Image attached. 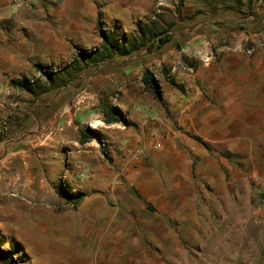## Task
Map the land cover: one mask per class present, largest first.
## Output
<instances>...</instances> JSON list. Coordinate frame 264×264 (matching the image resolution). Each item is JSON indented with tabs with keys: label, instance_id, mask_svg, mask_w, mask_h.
<instances>
[{
	"label": "crops",
	"instance_id": "1",
	"mask_svg": "<svg viewBox=\"0 0 264 264\" xmlns=\"http://www.w3.org/2000/svg\"><path fill=\"white\" fill-rule=\"evenodd\" d=\"M174 22L177 29L169 30L171 36L161 46L147 51L146 42L130 55H113L96 64L79 85L72 81L37 97L42 100L36 105V117L32 116L37 128L23 140L32 146L31 137L44 131L36 154L19 147L0 156L3 248L18 244L31 259L46 244L49 256L36 260L49 261L59 259L63 247L74 246L78 235L91 253L97 252V236L117 222L121 230H155L160 222L167 226L178 196L174 181L180 174L188 179L179 163L185 165L184 153L198 148L192 138L234 152L242 141L249 142L248 134L264 130V94L257 93L264 87V26L259 23L244 31L233 30L230 23L217 28L207 19ZM141 25L133 21L120 31L137 35ZM180 61L192 67L187 79L177 67ZM162 67L170 68L169 78H159L160 96L155 98L144 88L141 76L145 70L162 76ZM185 87L192 95L186 104L180 94ZM100 101L119 109L125 121L104 123ZM144 110L151 116L145 117ZM29 118L25 123H30ZM79 129L95 130L105 141L104 149L95 138L78 142ZM154 139L161 149L153 148ZM78 162L87 170L84 179H76V168L72 171ZM57 163L66 174L58 184L56 180L50 184L43 173ZM111 202L116 203L113 209ZM118 210L120 216L115 218ZM32 213L45 215L49 222L39 227L31 220L24 223ZM100 219L103 225L91 228L92 220ZM18 234L30 239L31 249L23 247ZM95 256L92 253L94 261L99 259Z\"/></svg>",
	"mask_w": 264,
	"mask_h": 264
},
{
	"label": "rangeland",
	"instance_id": "2",
	"mask_svg": "<svg viewBox=\"0 0 264 264\" xmlns=\"http://www.w3.org/2000/svg\"><path fill=\"white\" fill-rule=\"evenodd\" d=\"M223 1L0 0V156L19 147L36 154L35 149L41 145L40 134L44 132L31 137L32 146L27 140L23 142L30 132L36 131L32 116L36 117V105L42 100L10 86V79L36 78L34 63L57 69L73 58L76 47H95L100 41L97 20L101 29L108 25H117L119 29L123 25L127 29L136 21L150 24L158 31L176 30L174 19L182 25L186 18L192 23L207 19L217 28L229 27L230 23L233 30H252L259 23L264 26V0H242V5L232 8H226ZM225 3L233 4L232 0ZM181 65H191L186 61L177 64L185 79L186 70ZM95 69L96 65L86 67L74 76L72 84L79 85ZM166 71L170 73V68L162 67V76L150 73L158 82L169 78ZM182 92L183 89L181 96ZM257 93L264 94V87ZM184 99L182 96L186 104ZM28 117L32 118L29 124L25 123ZM259 130L261 133L248 134L249 142L242 141L234 152L192 138L198 148L184 153L185 165L179 163L180 172L184 170L188 179L184 181L180 174L174 181L178 196L174 199L175 213L170 214L167 226H162V222L155 230H121L118 222L112 228L106 226L97 236L98 249L92 253L99 255V259L95 261L91 247L78 235L74 246L58 252L59 259L43 261L49 251L46 244H41L39 254H31V259L17 253L16 264H264V200L259 199V191L264 188V130ZM95 139L103 150V137ZM155 142L159 141L154 139ZM153 148L161 149V143ZM57 165L43 173L50 184L55 180L58 184L61 175L66 174L62 164ZM75 166L74 163L73 172ZM15 173L21 176L18 171ZM84 173L86 178V169ZM111 203L113 209L116 203ZM119 216L118 210L114 217ZM29 220L36 227L49 222L43 214H27L24 223ZM95 225H103V220H92L91 228ZM43 234L38 231L46 241ZM21 237L23 247L31 249L27 245L30 239ZM38 257L43 260H36Z\"/></svg>",
	"mask_w": 264,
	"mask_h": 264
},
{
	"label": "trees",
	"instance_id": "3",
	"mask_svg": "<svg viewBox=\"0 0 264 264\" xmlns=\"http://www.w3.org/2000/svg\"><path fill=\"white\" fill-rule=\"evenodd\" d=\"M178 1L181 2L182 0ZM203 1L209 3L211 0ZM245 1L247 2L249 0ZM223 2V4H227L225 5L226 8L243 4L242 0H232L233 4L225 3L226 0ZM96 25L100 38V42L96 47L92 49L76 47L73 58L67 64L57 69H51L43 64L34 63L33 68L38 72L36 78L28 79L20 77L10 79L9 85L26 92L32 98H37L46 92L54 91L72 82L74 76L88 66H94L100 61L110 59L113 55H130L139 46L146 44V42H148L147 49H151L154 46L159 47L166 43L171 36L168 29L158 31L147 23H143V25L137 27V35L125 34L120 31L117 25H110L109 29H101L99 20H97ZM141 82L144 88L150 91L155 98L160 96L158 82L149 71L145 70L143 72ZM99 109L102 113V121L104 123L125 121L123 114L114 106L100 101ZM78 133V142L80 143L85 142L88 138L100 137V134L93 129H79ZM259 199L264 200V188L259 191ZM17 253L25 255L20 245L14 244L3 248L0 243L1 264H16L18 262H15Z\"/></svg>",
	"mask_w": 264,
	"mask_h": 264
},
{
	"label": "built area",
	"instance_id": "4",
	"mask_svg": "<svg viewBox=\"0 0 264 264\" xmlns=\"http://www.w3.org/2000/svg\"><path fill=\"white\" fill-rule=\"evenodd\" d=\"M158 4H160V2H158ZM181 66H182V68L184 70H186V73L184 74V77L187 78L188 75L192 73V67L191 66H186V65H181ZM182 96H184V98H185L184 100L187 102V101H189L191 99L192 95H191L189 89L183 88ZM143 115L145 117H149V116H151V113L149 112V110H144ZM153 146L155 148H158L160 146V143L159 142H155L153 144ZM75 168H76V179L85 178L84 166L78 163V164H76Z\"/></svg>",
	"mask_w": 264,
	"mask_h": 264
}]
</instances>
